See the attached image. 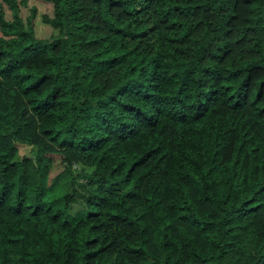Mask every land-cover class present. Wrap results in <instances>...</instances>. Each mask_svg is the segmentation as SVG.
<instances>
[{"label": "trees", "instance_id": "trees-1", "mask_svg": "<svg viewBox=\"0 0 264 264\" xmlns=\"http://www.w3.org/2000/svg\"><path fill=\"white\" fill-rule=\"evenodd\" d=\"M41 1L0 0V264H264V0Z\"/></svg>", "mask_w": 264, "mask_h": 264}, {"label": "rangeland", "instance_id": "rangeland-1", "mask_svg": "<svg viewBox=\"0 0 264 264\" xmlns=\"http://www.w3.org/2000/svg\"><path fill=\"white\" fill-rule=\"evenodd\" d=\"M34 4L36 7V16L34 17V31L38 36H47L50 32H52L51 27L41 21L40 16L42 13L51 15V5L50 2L41 1V0H27V5ZM21 13L25 15L27 13V8L25 6H20ZM7 12V11H6ZM16 150H15V158H20L22 156L32 157L34 154V146L26 143V142H13ZM74 200L71 203V211H75L79 209L84 200L85 191L82 187L76 185L74 183Z\"/></svg>", "mask_w": 264, "mask_h": 264}]
</instances>
